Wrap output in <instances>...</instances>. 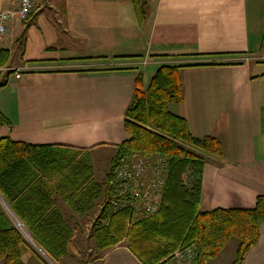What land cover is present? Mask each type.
Wrapping results in <instances>:
<instances>
[{
    "label": "crops",
    "instance_id": "crops-1",
    "mask_svg": "<svg viewBox=\"0 0 264 264\" xmlns=\"http://www.w3.org/2000/svg\"><path fill=\"white\" fill-rule=\"evenodd\" d=\"M17 1L0 0V10ZM136 1L139 15L133 0H33L26 20L10 17L0 47V136L115 151L127 137L135 78L144 88L145 72L181 64L179 97L167 110L190 135L221 145L219 155L198 151V207L252 206L264 194V0ZM57 203L73 228L58 264H141L124 242L94 249L90 224L99 207L78 216ZM242 264H264V221Z\"/></svg>",
    "mask_w": 264,
    "mask_h": 264
},
{
    "label": "trees",
    "instance_id": "trees-1",
    "mask_svg": "<svg viewBox=\"0 0 264 264\" xmlns=\"http://www.w3.org/2000/svg\"><path fill=\"white\" fill-rule=\"evenodd\" d=\"M133 3L139 15V3ZM180 66L159 64L144 88H134L123 116L127 137L116 144L100 181L94 179L92 166L83 156L88 152L85 148L30 144L0 136V197L54 264L65 254L73 232L57 200L82 216L99 199L101 205L89 235L96 250L124 242L141 264H152L175 247L193 243L197 264H204L234 237L237 242L230 264H242L244 254L257 240L259 223L264 221V194L256 195L250 207H198L204 161L198 151L219 155L221 145L212 136L190 135L183 118L167 110L168 102L179 97L174 74ZM138 80L137 76L135 82ZM4 123L0 113V124ZM132 151L158 153L166 157L167 166L158 209L127 224V210L107 213L104 204L115 159ZM2 205L0 202V264H23L21 254L25 251L39 264H49L27 243Z\"/></svg>",
    "mask_w": 264,
    "mask_h": 264
},
{
    "label": "built area",
    "instance_id": "built-area-1",
    "mask_svg": "<svg viewBox=\"0 0 264 264\" xmlns=\"http://www.w3.org/2000/svg\"><path fill=\"white\" fill-rule=\"evenodd\" d=\"M32 4L33 0H18L15 7L0 10V47L6 21L10 17L26 20ZM166 166V157L158 153L132 151L117 157L107 179L105 211L127 210V224L154 213L160 204ZM4 208L23 237L28 236L20 221L7 206ZM196 256V247L191 243L175 247L152 264H197Z\"/></svg>",
    "mask_w": 264,
    "mask_h": 264
},
{
    "label": "rangeland",
    "instance_id": "rangeland-1",
    "mask_svg": "<svg viewBox=\"0 0 264 264\" xmlns=\"http://www.w3.org/2000/svg\"><path fill=\"white\" fill-rule=\"evenodd\" d=\"M154 70L151 71V69H148V71H151V72H150V74L145 72V79H147L149 81L150 76L154 73L153 72ZM174 77H176L175 74H174ZM142 86L143 85H141L140 81L135 82L134 87H136L137 89H142ZM113 147L114 146L107 145V144H97V145H94V146L88 148V152L83 154L85 160L87 159V161H89L90 164L92 165V171H93L92 174H93V177L96 181H100L102 179V177L104 176V174L106 173V171L108 169L110 158L115 153ZM115 150H116V148H115ZM99 200H100V203L98 205H96L97 203H95L94 207L88 212V215L90 214L93 216L97 212L98 207L101 205L102 199H99ZM88 238H89L88 236H84V239H86V241H85L86 244L89 245V240H87ZM24 239L27 241V243H29L33 246L32 241L30 240V238L26 234L24 235ZM236 242H237L236 238L230 237L228 239L227 244H226L227 246L221 252H218L219 254H217L218 256H216L215 260H210V261L208 260V262H206V264H225V262H227L228 258H231V256H233V250H234V246H235ZM23 253L27 254L26 258L29 259V260L25 261V264L37 263L36 260H34L35 258L28 251H25ZM23 253H22V255H23ZM41 256L44 258L43 255H41ZM68 260H69V257L64 256L63 261L68 262ZM71 262L72 261H70L69 263H71ZM226 264H228V263H226Z\"/></svg>",
    "mask_w": 264,
    "mask_h": 264
},
{
    "label": "water",
    "instance_id": "water-1",
    "mask_svg": "<svg viewBox=\"0 0 264 264\" xmlns=\"http://www.w3.org/2000/svg\"><path fill=\"white\" fill-rule=\"evenodd\" d=\"M0 202L5 206L4 202L2 201L1 197H0ZM33 246L38 250V252L44 256V258L50 263V264H54L47 256H45V254L36 247V245L32 242Z\"/></svg>",
    "mask_w": 264,
    "mask_h": 264
}]
</instances>
